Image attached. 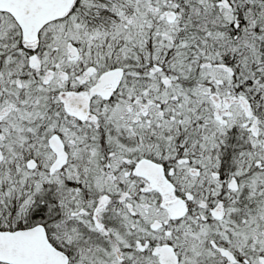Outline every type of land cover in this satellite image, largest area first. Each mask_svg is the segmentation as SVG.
Returning <instances> with one entry per match:
<instances>
[{"label":"snow or ice","instance_id":"1","mask_svg":"<svg viewBox=\"0 0 264 264\" xmlns=\"http://www.w3.org/2000/svg\"><path fill=\"white\" fill-rule=\"evenodd\" d=\"M0 264H264V0H0Z\"/></svg>","mask_w":264,"mask_h":264}]
</instances>
